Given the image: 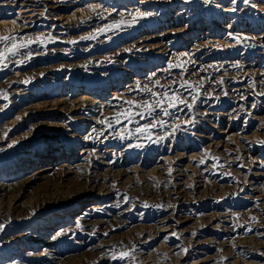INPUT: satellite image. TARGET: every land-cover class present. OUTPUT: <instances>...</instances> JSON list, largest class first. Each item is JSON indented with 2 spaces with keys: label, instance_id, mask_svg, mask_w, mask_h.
<instances>
[{
  "label": "bare ground",
  "instance_id": "1",
  "mask_svg": "<svg viewBox=\"0 0 264 264\" xmlns=\"http://www.w3.org/2000/svg\"><path fill=\"white\" fill-rule=\"evenodd\" d=\"M46 1L0 0V12L17 4H39L54 13L63 12L58 20L39 25L32 22L30 25L38 30L34 32L17 21L7 27L0 22V36L15 34L32 41L51 36L54 45L62 46L79 35H95L100 25L105 28L100 37L97 35L100 40L120 27H130L131 32L124 29L107 36V40L114 39L112 44H104L106 39L96 42L98 37L90 39L98 47L90 45L79 53L52 48L50 55L18 65L17 60L0 70V92L8 96L0 98V157L9 159L8 164H0V264H264V213L247 215L249 212L243 210L230 213L226 209L220 213L221 219H216L215 215L199 214L192 200L195 195L209 193L204 201H211L213 189L224 185L239 188L241 180L246 184L249 179L248 187L237 192L241 207L257 210L264 206L262 155H255L253 148L242 149L240 145L249 138L245 127L239 129L229 123L233 116L245 117L251 118L254 126L264 117V69L260 66L264 49L259 47L264 44V34H243L246 43L240 54L227 55L232 51L226 49L224 56L212 63L209 61L214 60V51L206 52L201 61L188 56L190 52L184 54L183 48L177 49L183 39L191 49L202 51L208 39L218 34L213 20L201 28L200 18L189 21L197 19L199 9L197 12L185 6L171 20L170 10L163 8L145 10L139 4L128 10L112 5L119 0H107L111 4L103 6L104 0H76L78 9L69 15L65 13L71 0ZM86 2L96 11L86 7ZM137 11L151 15L133 21L131 14ZM120 21L124 23L119 27L108 28ZM168 36L171 39L166 40ZM150 51H154L152 55ZM127 55H133L137 63L156 56L170 61L152 71L142 68L135 74L123 72L114 84L110 72L116 67L124 69ZM206 74L214 80L213 86L195 109L197 118L192 115L185 120L194 124L183 134L191 141L168 145L166 139L178 130L175 122L189 107L177 104L174 115H165L158 107L148 115L145 108L135 105L155 103L165 93L188 99L196 94L194 85L188 87L190 79L201 81ZM96 80H104V84H95ZM67 89L71 95L65 96ZM223 101L229 107L217 112ZM124 113H131V118L126 119ZM36 128L40 146L33 150L30 139L35 137ZM263 139L264 134L257 146L264 148ZM71 145L76 149L71 150ZM227 146L234 148L233 152ZM23 150L27 151L11 164L10 159ZM211 154L222 159L213 169L200 171V163ZM243 154L250 164L238 166L239 158L246 163ZM232 170L236 174H231ZM161 204H165L163 213ZM220 208L201 211L217 213ZM236 214L244 220L249 217L241 230L233 229ZM239 234L243 237L236 242L232 237ZM113 252L117 257L120 252H128L130 258L113 259Z\"/></svg>",
  "mask_w": 264,
  "mask_h": 264
},
{
  "label": "rangeland",
  "instance_id": "2",
  "mask_svg": "<svg viewBox=\"0 0 264 264\" xmlns=\"http://www.w3.org/2000/svg\"><path fill=\"white\" fill-rule=\"evenodd\" d=\"M76 0H71V2H70V4H69V7H68V9H67V13H65V14H72V13H74V12H76V10L78 9V7H76L74 4H76V2L77 1H79L80 3L81 2H83L84 0H77L76 2H75ZM142 2H139L138 0H135V2L134 3H137L136 5H129V3H131L132 4V2H130L129 1V3H127L128 1L127 0H119V2H116V3H112V5L115 7V8H120V6L123 8H125V9H131V7H137L139 4H141L142 6H143V8L146 10H151V8H156V10H161L162 8L163 9H165V11L166 12H168L169 10V12H170V15H169V19L171 18V20H173L175 17H176V12L177 11H181V10H184V9H181V10H179L180 8H184L185 6L186 7H192V8H194L193 10H197V12H199L200 10V14L199 15H197L198 17H197V19L196 18H193V19H191V20H189L190 22H195L196 20H198L199 18H200V24H199V27L198 28H201V25H203L202 27H205L207 24H209L210 22H212V20H213V24H214V28H216L215 29V31H217L218 32V34L215 36V37H211V38H209L208 40H210L209 41V43H208V45H207V47L205 46V48L202 50V51H196L195 49H191V47H189V44L185 41V40H183V39H181V42L179 43V46L177 47V49H179V51H181V50H183L184 49V54H186V53H188V52H190V55H188V56H190L191 58H197V59H199V60H201V61H203L204 60V57H205V53L206 52H211L212 53V51H214V52H216V55L214 56L215 58H214V60L212 59V58H210V61L209 62H212V63H215V61H217L218 59H217V57L218 56H220V55H223V52H226V51H224V50H226V49H230V51H232V52H226L227 53V55H229L230 53L232 54V55H234V54H240L243 50H244V46H245V43H246V41H244V39L242 38L243 37V34H257V35H261V34H264V0H249L248 2H243V1H246V0H234V2H233V0H212V2L211 3H205L204 2V0H145V2H144V0H141ZM191 1V2H190ZM224 1V2H223ZM255 3H253V2ZM37 2H42V3H44V2H48V1H46V0H37ZM98 2V1H97ZM104 3H102V5L101 6H103V5H110L111 3H108V1L107 0H104L103 1ZM126 2V3H125ZM194 2V3H193ZM219 2V3H218ZM123 3V4H122ZM143 3V4H142ZM222 3V4H221ZM224 3V4H223ZM234 5H233V4ZM241 3V4H240ZM247 3V5H245ZM249 3V4H248ZM251 3H252V5H251ZM89 6V4H91V3H89V2H86L85 3V6L86 7H88L87 5ZM144 4H146V5H144ZM39 4H36V5H29V6H26V5H15V6H8V7H6V8H4L3 9V11L2 12H0V22H2V23H4L5 22V26L7 27V26H10V23L11 24H16V22L15 23H13V21H17L19 24H25L26 26L27 25H29V27H30V32H34V31H38V30H36V27H34L33 25H30L32 22H34V21H36V23H37V25H39V24H43V23H45V21L46 22H50V20H52V19H54V18H56L57 20H58V18L63 14V12H58V13H54V12H52L51 10H48L47 8H44L43 6H38ZM116 5H117V7H116ZM212 5V6H211ZM244 5V6H243ZM249 5H251V6H249ZM253 5H255V6H253ZM84 5H82L81 7H83ZM84 6V7H85ZM119 6V7H118ZM151 6V7H150ZM195 6V7H194ZM233 6V7H232ZM246 6V7H245ZM248 6H249V8H248ZM253 6V7H252ZM13 9V10H11V8ZM81 7H80V9H81ZM203 7H204V9H203ZM207 7V8H206ZM214 7V8H213ZM250 7H252V8H250ZM206 8V9H205ZM128 9V10H129ZM198 9H199V11H198ZM233 9H235L234 11H233ZM249 9V10H248ZM0 10H2V8L0 9ZM6 10V11H5ZM188 10H191V9H188ZM258 10V11H257ZM172 11V12H171ZM209 12V13H208ZM240 12H241V14H240ZM259 12H260V14H259ZM243 13V14H242ZM254 13H256V14H254ZM54 14H57L56 16H54ZM211 14V15H210ZM262 14V15H261ZM204 15V16H203ZM228 15V16H227ZM240 15V16H239ZM243 15V16H242ZM257 16V17H255V16ZM227 16V17H226ZM247 16V17H246ZM174 17V18H173ZM214 17V18H213ZM254 17V18H253ZM173 18V19H172ZM207 18V19H206ZM233 18H235L234 20H236V21H234L233 20ZM256 18V19H255ZM55 19V20H56ZM219 19V20H218ZM224 19V20H223ZM211 20V21H210ZM222 20V21H221ZM230 20V21H229ZM233 20V21H232ZM245 20V21H244ZM225 21V22H224ZM232 21V22H231ZM231 23V24H230ZM238 23V24H237ZM234 24V25H233ZM246 24V25H245ZM230 25V26H229ZM24 26V25H23ZM22 26V27H23ZM225 26V27H224ZM240 26V27H239ZM226 27H228V28H226ZM236 27V28H235ZM99 28H101V29H104L105 30V28L102 26V25H100L99 27H97V30L99 29ZM209 28H211V27H209ZM248 28V29H247ZM100 29V30H101ZM125 29V30H124ZM241 29V30H240ZM258 29V32H256V30ZM260 29V30H259ZM100 30H98L99 32H97V33H99V34H93V36L95 37L94 39H97L96 37H98L99 35L101 36L102 34V32H104V30L101 32ZM121 30H124L125 32H131V28L130 27H122V29H121V27H120V29H119V31H110V32H108V30H107V32L108 33H106V31H105V33L107 34L105 37H103L102 38V40H105V41H102V40H100L99 39V37H98V39L96 40V42H99V41H102L104 44H106V43H113V40H107L108 39V37H111V36H115V34H119V32H122ZM207 30V29H206ZM254 30V31H253ZM85 31H87V30H84L83 32H85ZM123 31V32H124ZM208 31H210V30H208ZM227 31H229V32H227ZM220 32V33H219ZM235 34H234V33ZM237 32V33H236ZM240 32V33H239ZM256 32V33H255ZM262 32V33H261ZM231 33V34H230ZM242 33V34H241ZM78 34V33H77ZM77 34H75V36H77ZM82 34V33H81ZM92 34H90V35H86V36H91ZM114 34V35H113ZM125 35L127 34L128 35V33H124ZM227 34H229V35H227ZM234 36H233V35ZM98 35V36H97ZM111 35V36H110ZM231 35V36H230ZM80 36H82V37H86L85 35H79L77 38H76V40H74V41H72V42H68V41H65V45H62V46H56V45H54V43H56V42H53V40H51V41H49V37H42L41 39H43V41H44V43L43 44H40L39 43V40L37 39H35L34 41L35 42H33L34 43V45L33 44H29V46L27 47V48H25V49H21L20 50V53H19V55H17L16 57H14V58H12V57H10L7 61H6V64L7 65H11V64H13L14 62H17V60H18V62L19 63H17V65L18 64H20V63H24V62H26V61H28V60H30V61H33V60H36V59H40V58H42L44 55H50L51 54V51L53 50V49H60L59 50V52L61 51V52H64L66 49V51L65 52H67V53H79V52H83V50H85L86 51V49L90 46V45H93V47H98L97 45H95L94 44V41H92V42H90L91 40L90 39H83L82 37H80ZM108 36V37H107ZM51 37V36H50ZM238 38V39H234V38ZM52 38V37H51ZM80 38V39H79ZM47 39V40H46ZM79 39V40H78ZM120 39V38H119ZM169 39H171L170 38V36H168L167 37V39L166 40H169ZM173 39V38H172ZM28 41V39H24V41L23 42H27ZM45 40H46V43H45ZM73 42H75V44H73ZM240 42V43H239ZM242 42H244L243 44H241ZM213 43V44H212ZM228 43V44H227ZM36 44H38L37 46H36ZM71 44V45H70ZM214 44H215V47H213L214 46ZM235 44H237L236 46H235ZM239 44V45H238ZM218 45V46H217ZM231 45V46H230ZM87 46V47H86ZM217 46V47H216ZM227 46H229V47H227ZM241 46V47H240ZM71 47H72V49H71ZM80 47V48H79ZM224 49H223V48ZM259 47H260V49H264L263 47H264V44L263 43H260L259 44ZM53 48V49H52ZM73 48H74V50H73ZM75 48H79V49H75ZM86 48V49H85ZM183 48V49H182ZM216 48H218V49H216ZM61 49H63V50H61ZM69 49V50H68ZM201 49H202V47H201ZM215 49V50H214ZM242 50V51H241ZM74 51V52H73ZM195 51V52H194ZM204 51V52H203ZM219 51V52H218ZM229 51V50H228ZM153 52L154 51H150L149 52V54H153ZM193 52V53H192ZM197 52H199V53H197ZM29 53H31V58H29ZM50 53V54H49ZM220 53V54H219ZM42 54V55H41ZM191 54H193V55H191ZM194 54H196L195 56H194ZM219 54V55H218ZM226 55V56H227ZM198 56V57H197ZM204 56V57H203ZM224 56V55H223ZM126 57V58H125ZM124 57V59H123V62L125 61L126 62V67L124 68V69H122L121 67H116L115 69H113L112 70V72H110V75H111V78H110V80L112 79V80H114V84L115 83H117V81H120L121 80V78H118V76H119V74H123V72H126V71H132V74H135L134 72H136V71H139V70H141L142 68H144L146 71H152V70H154V68H156V67H158V66H161V67H163V66H165V64L166 63H168L169 61H170V59L168 58V59H164V58H161V57H159V56H156V57H149V61L148 62H146V63H137V61L135 60L136 58L133 56V55H131V56H125ZM131 57V58H130ZM187 56H185V58H186ZM203 57V58H202ZM128 58V59H127ZM159 58V59H158ZM134 59V60H133ZM158 59V60H157ZM187 60H188V58H186ZM185 59V60H186ZM184 60V59H183ZM165 61V62H164ZM152 62V63H151ZM11 63V64H10ZM130 63V64H129ZM159 63V64H158ZM140 64V65H139ZM144 64V65H143ZM262 64V65H261ZM260 64V66L261 67H263V69H264V60H263V62ZM9 66H7V67H9ZM131 66V67H130ZM135 66H137V67H135ZM148 66V67H147ZM6 67V68H7ZM147 67V68H146ZM118 68V69H117ZM135 68V69H134ZM117 69V70H116ZM132 69V70H131ZM136 70V71H135ZM120 71V72H119ZM114 76V77H113ZM208 76V77H207ZM210 75L209 74H206L204 77H206V78H204L203 80H201V81H195L196 79H194V80H191L190 79V81H189V83L190 84H192V86L194 85V88L196 87V94L194 93L193 95H191L188 99H185V98H183V100L187 103V104H191V105H193L192 107H191V109L190 108H188L187 106H185V105H187L186 103L184 104V106L185 107H187L188 109H187V112L185 111L184 113V115L183 116H179V120L177 121V122H175L176 123V127H178V130L177 131H175L174 132V134H172V133H170V136H168V139H166V142L167 141H170L169 143H168V145H171V146H174V145H176V142H181V141H191V139L189 140V137H188V139H187V137H184L183 136V134H184V131L186 130H191V128L192 127H194V124L192 123V121H189L188 123L190 124H188V123H186L185 122V120L186 121H188L187 119H189L188 117L190 116V118H192L193 116L192 115H194L195 116V118H197V112L195 111V109L197 108V106L199 107V106H201L202 104V100H204V98H207V94H208V91L210 92V90H211V87L213 86V83H214V80L211 78V77H209ZM211 78V79H210ZM111 80V81H112ZM204 81V82H203ZM193 82H196V85H195V83H193ZM199 82V83H198ZM207 82V83H206ZM210 84H209V83ZM95 84H104V80L103 81H99V80H96L95 82H94ZM199 85H198V84ZM201 83H203V84H201ZM212 83V84H211ZM201 85H203V86H201ZM111 86H114L113 84L111 85ZM211 86V87H210ZM201 87V88H200ZM203 87H204V89H203ZM112 87H109V89H108V87H107V89L106 90H110ZM199 89V90H198ZM202 89V90H201ZM207 89V90H206ZM201 90V91H200ZM200 92V93H199ZM203 94H202V93ZM64 93H66L65 94V96H67V95H71V93L70 94H68L69 93V90L67 89ZM198 93V94H197ZM199 95V96H198ZM200 95H201V97H200ZM205 97H204V96ZM196 97L194 100H192L193 99V97ZM164 97V96H163ZM162 97V95H161V97L160 98H163ZM191 98V99H190ZM202 98V99H201ZM190 100V101H189ZM192 100V101H191ZM201 100V101H200ZM198 101V102H197ZM189 102V103H188ZM200 102V103H199ZM149 103V102H148ZM145 104V103H144ZM153 105L155 104V103H152ZM166 104H167V102H166ZM166 104H164V107H165V105ZM195 104V105H194ZM201 104V105H200ZM222 106V107H221ZM256 106H261V104H257ZM159 106H155L154 107V110H156L157 108H158ZM170 108V109H168V108ZM220 107V108H219ZM229 107V105H228V103H226V102H222L220 105H218V107H217V112H221V111H224L225 109H227ZM144 108V107H143ZM168 109L169 111H167L168 112V115H174V108L175 107H169L168 105H166V107L164 108V109ZM171 108H173V109H171ZM157 110H160L161 112H163L164 113V110H162L160 107L157 109ZM190 110V111H189ZM193 111H195V112H193ZM189 112H191V113H189ZM193 112V113H192ZM195 113V114H194ZM261 115H263L264 116V111H262V114ZM192 116V117H191ZM184 119V121H182V119ZM194 118V119H195ZM231 118H233L232 120H230L231 122H229V123H231V124H233V126H235V127H237V128H244L243 130L245 131V132H247V135H248V137L249 138H247V139H244V143H243V145H240L241 146V148L243 147V146H246V150L247 149H251V148H253L254 149V154L255 155H259V156H261L262 155V160H264V151H263V149L264 148H262V147H260L259 145H260V142L259 141H261L262 140V135L264 134V117H263V119L261 120V123H259V121H258V124L256 123V124H254V126H253V122L252 121H250L251 120V118H246L245 119V117H231ZM235 118V119H234ZM180 119H181V122H180ZM238 120V121H237ZM242 120V121H241ZM178 122H180V123H178ZM185 122V123H184ZM238 122V123H237ZM263 122V123H262ZM184 124H185V126H184ZM188 124V125H187ZM248 124V125H247ZM182 125V126H181ZM193 125V126H192ZM221 125V124H220ZM220 125H218V127H217V129L219 130L220 129ZM239 125H241V126H239ZM244 125V126H243ZM180 126V127H179ZM263 126V127H262ZM187 127H189V128H187ZM191 127V128H190ZM33 128V127H32ZM31 128V129H32ZM179 128H181V129H179ZM247 128V129H246ZM253 128V129H252ZM257 128V129H256ZM259 128V129H258ZM37 129L38 128H36V129H34L35 130V137L34 138H32V139H30L31 141H32V145H33V147H32V149L34 150L35 148H38L39 146H40V138L41 137H39V136H37L38 135V133H37ZM185 129V130H184ZM181 130V131H180ZM254 132V134L252 135V133ZM258 131V132H257ZM182 132V133H181ZM256 132V133H255ZM260 132V133H259ZM249 133H250V135H249ZM178 136H177V135ZM201 134H203V132H201ZM174 135H175V137H174ZM180 135V136H179ZM181 135H182V137H181ZM173 136V137H172ZM177 136V137H176ZM181 137V138H180ZM2 137H0V140H2L1 139ZM171 138V139H170ZM258 138H259V140H258ZM172 139H174V140H172ZM176 139V140H175ZM254 139V140H253ZM181 140V141H180ZM250 140V141H249ZM264 140V139H263ZM7 141V140H6ZM5 141V143H8V141L6 142ZM19 141V140H18ZM175 141V142H174ZM1 142V141H0ZM172 142H174V143H172ZM193 142V141H192ZM202 143H203V141H202ZM174 144V145H173ZM249 146H248V145ZM257 144H259L258 146H257ZM7 145V144H6ZM19 145H22V142L21 143H19L18 145H16V146H19ZM73 145V144H72ZM70 146V149L71 150H74V149H76V147H74L73 148V146ZM165 145H167L166 143H165ZM262 145V144H261ZM1 146V145H0ZM252 146V147H251ZM2 147H3V145H2ZM256 147H258V148H256ZM244 148V147H243ZM242 148V149H243ZM31 149V150H32ZM227 149H230L228 146H227ZM262 151H261V150ZM233 150H234V148L233 149H230L229 151H232L233 152ZM257 150V151H256ZM259 150V151H258ZM27 151V150H26ZM26 151H21V153H19L20 155H18V157H15V159L13 158V159H10V162H16L15 160H16V158H19V156H21V155H23ZM262 153V154H261ZM213 154H211V157H210V155L209 156H207L208 158H206L205 160H202V162L200 163V164H202V166L200 165V167H198L199 169H200V171L201 170H203V169H206V170H210V169H213V166L218 162V161H220L222 158H218L220 155H213ZM244 155V154H243ZM242 155V156H243ZM210 157V158H209ZM243 157H245V155L243 156ZM211 159H213V161L211 160ZM7 160H9V159H6V158H2V157H0V164H8L7 163ZM239 161H237L236 163H237V165L238 166H245L246 164H250V159L246 156L245 157V159H244V161L246 162V163H242L243 162V160L241 159V158H239L238 159ZM217 161V162H216ZM13 162L11 163V164H13ZM207 163H208V165H207ZM239 163V164H238ZM205 164V165H204ZM210 164V165H209ZM244 164V165H243ZM209 166H211V167H209ZM206 167V168H205ZM247 167H249V165H247ZM199 169H197V170H199ZM236 171V170H235ZM234 170H232L231 171V174H236V172H235ZM235 172V173H234ZM249 179L247 180V183L245 184V183H243V181L241 180V182H240V186H242L243 188H247L248 187V184H249ZM264 182V181H263ZM244 184V185H243ZM232 186V187H231ZM263 186H264V183H263ZM242 187H239L238 188V186H233V185H224L221 189L219 188H217V189H213V193H212V195L210 196L211 197V201H204L206 198H207V196L209 195V193L208 194H206V193H203V194H201V195H195V196H193V199L192 200H194V202H195V206H197L198 207V209H199V214H201V213H204V214H208L209 216H212V217H214V215H215V217L214 218H216L217 216V218H219V219H221V214H223L222 212H224L226 209L227 210H229L230 211V213H232V212H239V211H241V210H243V212L242 213H248L247 215H252L253 213H264V206H262V207H260L259 209H257V210H250L249 208H242L241 206V200H240V198H239V196L237 197V192H239V190L238 189H240V188H242ZM234 188H236L237 190H233ZM216 190V191H215ZM221 191V192H220ZM227 192V193H226ZM234 192H236V193H234ZM216 193V194H215ZM225 193V194H224ZM222 194H223V196H222ZM233 194V195H232ZM206 195V196H205ZM215 195H216V197H215ZM221 197H220V196ZM203 196H205V197H203ZM225 196V197H224ZM196 197V198H195ZM199 197V198H198ZM234 197V198H233ZM205 198V199H204ZM216 198H219V199H216ZM203 199V200H202ZM208 199V198H207ZM214 199V200H213ZM223 199V200H222ZM229 199V200H228ZM219 200H222V201H219ZM228 200V201H227ZM197 201V202H196ZM214 201V202H213ZM200 202H202V203H200ZM221 202V203H220ZM218 204V205H217ZM223 204V205H222ZM227 204V205H226ZM163 205V206H162ZM172 205V206H171ZM201 205V206H200ZM213 205V206H212ZM205 206V207H204ZM221 207L220 208V210H217L216 212L217 213H215V212H203V211H201L202 209H204V208H210V207ZM240 206V207H239ZM165 207V204H161L160 205V213H163V210H161V209H163ZM224 207V208H223ZM170 208H173V202H171V204H170ZM247 209V211H245V210ZM232 210V211H231ZM235 210H237V211H235ZM250 210V211H249ZM252 211H254V212H252ZM251 212V213H250ZM221 213V214H220ZM230 213H227V214H230ZM239 214H236V215H234V222H233V229L234 230H236V229H238V230H241V229H243V227H244V224L243 223H245L244 221H246V220H248L249 219V217H247V216H245V220L243 219V217L242 216H238ZM216 218V219H217ZM237 218V219H236ZM240 219H241V221H240ZM203 220V222H205L204 221V219H202ZM201 223V227L202 228H204L205 227V223ZM237 223V224H236ZM204 224V225H203ZM231 224H232V222H231ZM239 224V225H238ZM239 226V227H238ZM240 226L242 227L241 229H240ZM246 226V225H245ZM227 230H229V229H227ZM242 233V232H241ZM243 234H239V235H237V236H233L232 238L233 239H235L236 240V242H238V239H240V236H242ZM243 237V236H242ZM241 237V238H242ZM264 251V250H263ZM264 261H262L261 263H263Z\"/></svg>",
  "mask_w": 264,
  "mask_h": 264
},
{
  "label": "snow or ice",
  "instance_id": "3",
  "mask_svg": "<svg viewBox=\"0 0 264 264\" xmlns=\"http://www.w3.org/2000/svg\"><path fill=\"white\" fill-rule=\"evenodd\" d=\"M204 2L205 3H211L212 0H204ZM246 2H248V0H246ZM89 7H90L91 11H93V12L96 11L95 7H93V6H89ZM234 10L235 9H233V11ZM131 15H132L133 21H135L139 18H143L147 15H151V13L137 11ZM15 22L16 21H13V23H15ZM122 23H124V22L120 21V22H117V24H115V25H108V28L112 29L113 27H119L120 24H122ZM100 31H103V29H101ZM94 38H95L94 36L83 37V39H94ZM37 39L39 40L40 44L44 43L43 39H41V38H37ZM48 39L50 41L53 40V38H51V37H49ZM234 39H238V38H234ZM23 41H24V37H21L19 35H15V34L9 35V36H0V45L3 46V49L0 50V70L7 67L6 61L10 57H12V58L16 57L17 55H19L21 49H25L29 46V44L35 42L32 40H28L25 43ZM73 43H75V42H73ZM29 58H31V53H29ZM24 83H28V81H24ZM181 86L183 87L184 85H181ZM188 87H192V85L188 84ZM156 95H157L156 93H153V96H156ZM0 98L8 99V96L5 93L0 92ZM195 98L196 97L194 96L193 99H195ZM165 102H167L169 107H175L177 104H185L186 103L182 98H180L178 96H169L167 93H165L163 98H157L156 99L155 105H153L152 103L145 102L144 105L136 104L135 107L136 108L144 107L147 110L148 115H151L152 111L154 110V107L159 106L162 110H164L165 115H167L168 112L166 109H164ZM128 103L132 104L133 102L129 101ZM186 106L189 108L192 107L191 104H187ZM123 115L125 116L126 119H130L132 114L131 113H124ZM117 119H119V118H117ZM145 206H147V205H145ZM252 219L255 220V217H253ZM2 228H3V225H0V229H2ZM248 230L251 231L250 228ZM105 235H107V233H105ZM112 258L113 259L119 258L121 260L129 259L130 253L120 252L119 256L117 257L116 253L113 252Z\"/></svg>",
  "mask_w": 264,
  "mask_h": 264
}]
</instances>
